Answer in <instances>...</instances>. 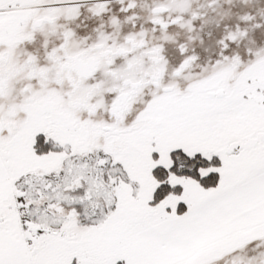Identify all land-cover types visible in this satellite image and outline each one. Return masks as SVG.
I'll use <instances>...</instances> for the list:
<instances>
[{"label":"snow or ice","instance_id":"6c2138e0","mask_svg":"<svg viewBox=\"0 0 264 264\" xmlns=\"http://www.w3.org/2000/svg\"><path fill=\"white\" fill-rule=\"evenodd\" d=\"M0 264H264V0H0Z\"/></svg>","mask_w":264,"mask_h":264}]
</instances>
